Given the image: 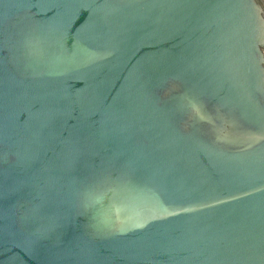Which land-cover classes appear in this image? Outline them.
Segmentation results:
<instances>
[{"label":"water","instance_id":"obj_1","mask_svg":"<svg viewBox=\"0 0 264 264\" xmlns=\"http://www.w3.org/2000/svg\"><path fill=\"white\" fill-rule=\"evenodd\" d=\"M0 264H264V0H0Z\"/></svg>","mask_w":264,"mask_h":264}]
</instances>
